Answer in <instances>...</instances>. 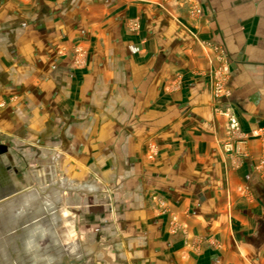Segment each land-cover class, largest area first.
Listing matches in <instances>:
<instances>
[{
  "label": "crops",
  "instance_id": "obj_1",
  "mask_svg": "<svg viewBox=\"0 0 264 264\" xmlns=\"http://www.w3.org/2000/svg\"><path fill=\"white\" fill-rule=\"evenodd\" d=\"M258 9L264 1L0 0V198L16 190L9 150L26 137L40 150L46 136L54 151L59 139L57 177L115 187L68 192L86 221L80 244L97 239L93 264H264Z\"/></svg>",
  "mask_w": 264,
  "mask_h": 264
},
{
  "label": "water",
  "instance_id": "obj_2",
  "mask_svg": "<svg viewBox=\"0 0 264 264\" xmlns=\"http://www.w3.org/2000/svg\"><path fill=\"white\" fill-rule=\"evenodd\" d=\"M61 153L33 163V187L0 201V264H93L96 240L80 244L79 237L61 236V223L71 219L62 194L76 189L85 196L91 189L115 190L99 183H77L57 177ZM7 198V199H5Z\"/></svg>",
  "mask_w": 264,
  "mask_h": 264
},
{
  "label": "rangeland",
  "instance_id": "obj_3",
  "mask_svg": "<svg viewBox=\"0 0 264 264\" xmlns=\"http://www.w3.org/2000/svg\"><path fill=\"white\" fill-rule=\"evenodd\" d=\"M241 1H248V0H241ZM252 2H256V3H260L263 2L264 0H250ZM227 2V0H225V3ZM229 2V1H228ZM257 13V17L264 20V9H258L256 10ZM255 13V14H256ZM39 140L38 138L33 139L32 138H23L22 141H26V143H22L25 146H21V149H17L14 148L13 152L10 151L9 153V158L7 157V161L4 163L6 164L5 166V171L10 172L12 179H17L16 182V190L13 191V193L8 196L12 197V195L20 193L22 191L27 190L30 187L35 186L34 185V181H33V170H32V164L33 163H42L43 161L46 160L47 155L50 154H58L61 153V157H60V161L63 158H68L67 153H65V151L63 150V146L61 144V142H59V139H57L56 141H54L55 143H57V145L53 146V148H55L54 151L49 150L48 148V139L46 136H42L41 138V144H40V150H36L37 148H32L29 144H36L34 141ZM6 141V140H5ZM4 142V141H3ZM17 141L15 139H11L6 143H3L2 145L6 146L8 149L11 148V146L13 145H17L16 143ZM27 144V145H26ZM58 161V163L60 162ZM77 168L80 169V166H77ZM74 169H76V167H74ZM67 170V169H66ZM77 170V169H76ZM66 175V173H65ZM64 175V176H65ZM94 176L97 177V174H95ZM58 177H63L61 173L58 174ZM78 179L76 177L73 178V180H77L76 182H74V184H77L79 182H82L85 180H90L91 182H94L96 179L92 178L87 175L86 177H84V175H78L77 176ZM20 179V180H18ZM96 183L97 180H96ZM76 192H74L75 194ZM73 193H67V194H62L61 195V200H63V202L65 203L68 211L71 213V219L67 222V223H61V236H68V237H89V234L87 232V230L84 229V225H85V218L81 217V213L79 211L78 208L75 207H80V202L75 201L73 199ZM98 194H96V202L95 205L100 206L101 204V200L98 198ZM5 198V199H7ZM4 199H1L0 201H2ZM83 208V207H81ZM80 224V225H79Z\"/></svg>",
  "mask_w": 264,
  "mask_h": 264
},
{
  "label": "built area",
  "instance_id": "obj_4",
  "mask_svg": "<svg viewBox=\"0 0 264 264\" xmlns=\"http://www.w3.org/2000/svg\"><path fill=\"white\" fill-rule=\"evenodd\" d=\"M223 71V70H222ZM215 76L212 74V93L214 97H222L224 95V91H223V86H222V82L221 80H217L216 78H214ZM224 116L227 117L228 119V128L230 131H235L238 129V120L235 117V115L233 114L232 110H230L229 108H227L224 112H223Z\"/></svg>",
  "mask_w": 264,
  "mask_h": 264
}]
</instances>
